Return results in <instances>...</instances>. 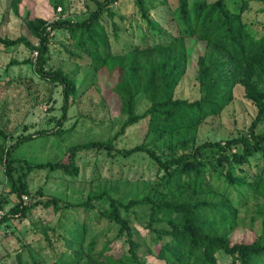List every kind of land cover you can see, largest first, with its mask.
<instances>
[{"label":"rangeland","instance_id":"374dc122","mask_svg":"<svg viewBox=\"0 0 264 264\" xmlns=\"http://www.w3.org/2000/svg\"><path fill=\"white\" fill-rule=\"evenodd\" d=\"M99 1L104 0H0V36H26L33 44H39L43 24L49 25L59 18L83 20L98 8ZM185 1L191 7L196 1L215 0ZM144 3L152 25L143 17L137 0L108 4L100 19V36L106 48L99 45L97 49L86 50L78 46L68 30L52 31L45 67L67 74L75 88L63 133L34 139L18 148L13 156L17 159L14 175L21 178L19 182L28 190L21 199L27 204L57 200L59 207L39 204L23 215H10L5 221L3 215L20 199L11 191L6 177L4 150L20 136L57 125L62 114L63 87L37 73L36 51L24 44L8 47L0 42V128L7 135L0 134V264H111L108 255L116 256L120 250H127L126 236L118 234L119 225L107 215L108 197L90 200L89 196L106 192L124 204L141 200L151 193L162 174L147 152L123 155L120 150L145 144L165 159L190 152L207 141L225 143L250 135L258 108L247 98L241 77L232 80L231 87L223 91L229 93V102L193 127L162 134L151 126L149 115L123 127L128 116L124 100L115 90L121 75L127 76L129 71L131 76L133 69H138L145 80L150 64L156 63L157 54L151 48L183 37L177 17L180 0H144ZM228 3L239 12L256 39L264 35V0H229ZM184 41L187 57L178 70L174 97L194 101L202 95L200 76L215 47L195 36H186ZM95 58L107 63L97 65ZM253 78L264 87L262 77ZM136 103L139 114L151 105L143 91L136 92ZM255 131L264 133V119ZM98 140H112L115 149L88 147L78 151L77 169L72 173L25 164V160L70 163V147ZM263 168L264 154L258 153L248 164L235 169L237 177L244 179L232 185L224 176L227 167H221V174H215L212 180L216 194L203 197L211 201L227 197L234 202L236 225L221 229L233 240H252L261 233L264 189L256 191L252 182ZM187 194L190 193H183L180 200L193 201ZM177 197L171 194L169 200L177 201ZM125 214L136 232L143 264H167L150 248L152 235L156 233L153 228L171 230V224L152 222L139 205ZM106 245L109 248L104 251ZM74 249L80 251L79 261ZM67 251L71 254L66 255ZM216 257L218 264L232 262V257L223 251H218Z\"/></svg>","mask_w":264,"mask_h":264},{"label":"trees","instance_id":"16d2710c","mask_svg":"<svg viewBox=\"0 0 264 264\" xmlns=\"http://www.w3.org/2000/svg\"><path fill=\"white\" fill-rule=\"evenodd\" d=\"M116 1L118 0L99 1L98 8L89 17L80 21L59 18L49 25L43 24L39 31V44H33L26 36L16 38L0 36V42L5 46L24 44L36 51L37 73L44 79L61 83L63 87L62 114L57 125L51 129L20 136L4 150L6 177L11 184V191L20 200L3 215L2 221L7 220L10 215H23L39 204L59 207L57 200L46 202L39 200L34 204H27L21 199L28 190L19 182L21 178L14 175V163L17 159L13 154L22 145L34 139L63 133L62 128L75 88L67 74L45 67L52 31L68 30L76 39L78 46L86 50L90 47L97 49L99 45L106 48L107 45L100 36L102 30L100 19L108 4ZM180 1L177 17L180 22L179 32L183 37L173 42L159 43L151 48L156 51V63L150 64L145 80L138 69H133L131 76L129 71L127 76L126 73L122 74L116 86V93L124 100V111L128 116L123 127H129L148 115L151 126L162 134L193 127L208 115L218 113L229 102V93L223 91L231 87L230 83L237 77L239 79L241 77L246 86V96L254 101L258 112L251 124L249 136L242 135L225 143L207 141L178 156L164 159L145 144L120 150L123 155L147 152L157 162L162 174L151 193L141 200L133 199L124 204L106 192L89 196L90 200L108 197L110 203L107 215L111 221L119 225L118 234L126 236L127 250L123 252L120 250L116 256L108 255L107 258L111 264H143L137 250L139 242L136 239V232L125 214L139 205L147 211L152 222L167 221L172 226L171 230L154 227L156 233L152 235L153 244L150 248L151 252L167 264H218L216 257L218 251L230 255L231 264H264V209L261 213V233L252 240H233L221 229L223 227L232 229L236 225L237 208L234 202L227 197L215 201L203 198L216 194L212 180L215 174H221L219 172L221 167H227L224 175L226 182L235 185L244 179L237 177L235 169L248 164L258 153L264 154V133L255 131L264 119V87H260L253 78L260 76L264 80V35L256 39L242 22L239 12L230 8L229 0H215L211 3L196 1L191 7L185 0ZM137 4L143 17L152 25L144 0H137ZM186 36L209 41L215 47L214 53H219H213L208 58L209 64L203 68L200 76L202 95L194 101L174 97L179 77L178 70L187 57L184 41ZM118 58L121 57L115 59ZM96 59L97 65L107 63ZM251 80L253 82H250ZM138 91L145 92L151 104L143 114L136 112ZM0 134L7 137L1 128ZM88 147L105 148L108 151L115 149L112 140L91 141L70 147L68 150L70 163L63 161L31 163L25 160V164L28 167L60 169L72 173L77 169L75 158L78 151ZM236 147L240 149L234 150ZM252 184L256 191L263 192L264 168L261 174L254 177ZM183 193H190L187 195L194 200L189 201L186 198L180 200ZM171 194L178 195L177 201L169 200ZM108 248L106 245L104 251ZM79 250L74 249L73 252L76 261L82 259ZM68 252L65 254L70 255L71 252Z\"/></svg>","mask_w":264,"mask_h":264},{"label":"built area","instance_id":"2783aa9c","mask_svg":"<svg viewBox=\"0 0 264 264\" xmlns=\"http://www.w3.org/2000/svg\"><path fill=\"white\" fill-rule=\"evenodd\" d=\"M25 198H26V196H25Z\"/></svg>","mask_w":264,"mask_h":264}]
</instances>
